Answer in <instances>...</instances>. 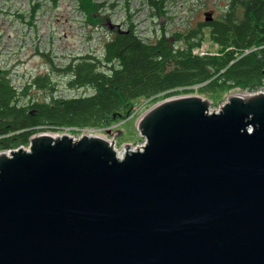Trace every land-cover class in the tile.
Segmentation results:
<instances>
[{
	"label": "water",
	"instance_id": "95a60500",
	"mask_svg": "<svg viewBox=\"0 0 264 264\" xmlns=\"http://www.w3.org/2000/svg\"><path fill=\"white\" fill-rule=\"evenodd\" d=\"M210 103L156 102L122 155L109 129L0 151V264H264V90Z\"/></svg>",
	"mask_w": 264,
	"mask_h": 264
},
{
	"label": "trees",
	"instance_id": "16d2710c",
	"mask_svg": "<svg viewBox=\"0 0 264 264\" xmlns=\"http://www.w3.org/2000/svg\"><path fill=\"white\" fill-rule=\"evenodd\" d=\"M77 1L88 21L102 26L108 36L102 55L86 54L64 68L45 56L51 71L21 87L1 73L0 151L28 145L30 136L41 130L76 134L106 129L128 118L138 98L153 104L197 91L216 102L234 90L255 91L264 85V0H228L220 16L149 43L132 30L108 29L98 4ZM162 1L148 0L154 13ZM205 27L218 49L198 56L192 49L202 44ZM58 85L83 92L58 96ZM33 87L47 91L48 99L29 97Z\"/></svg>",
	"mask_w": 264,
	"mask_h": 264
},
{
	"label": "built area",
	"instance_id": "2783aa9c",
	"mask_svg": "<svg viewBox=\"0 0 264 264\" xmlns=\"http://www.w3.org/2000/svg\"><path fill=\"white\" fill-rule=\"evenodd\" d=\"M91 1L99 5L98 15L104 18L105 25L111 23L115 30L123 32L132 30L142 43L172 36L190 18L172 11L176 9L172 0L160 2L157 13L148 0ZM1 24H7V32ZM107 37L102 26L88 21L77 0H0L1 68H6V59L14 61L25 51L48 56L57 67L64 68L86 54L100 57ZM192 53L207 54L202 47H195ZM67 90L72 89L58 87L55 94L69 95L65 94Z\"/></svg>",
	"mask_w": 264,
	"mask_h": 264
},
{
	"label": "rangeland",
	"instance_id": "374dc122",
	"mask_svg": "<svg viewBox=\"0 0 264 264\" xmlns=\"http://www.w3.org/2000/svg\"><path fill=\"white\" fill-rule=\"evenodd\" d=\"M172 1H174L176 5V9H172V11L177 10L178 13L181 14V16L183 17L187 16V18L188 17L191 18V19L188 18L186 23L184 22L185 26L189 25L190 27L196 26L200 23H204L205 22V12H209L210 13L209 15L212 18H216L220 16V14H222L224 10L226 9L227 3H228V0H172ZM192 9L193 11L191 12L190 10ZM1 28L4 32L8 31L7 24H1ZM176 30H178V28H176ZM203 30H204V34L202 36L203 38H202L201 47L203 48L204 51L211 52V54H214L213 52H217V49H218L217 45L211 41L209 34L207 32V28L205 27L203 28ZM70 39L74 41L73 37H70ZM3 65L6 66V68L4 69L5 74L9 77V79L17 87L22 85L27 80H31L35 76L51 71V65L45 58H43L42 56H39L38 54L34 52H30V51H27V52L25 51V53L21 54V56H16L14 61L10 59H6L5 64ZM54 77L55 78L53 79H57L56 78L57 76L55 74H54ZM62 79L63 78L61 77L60 80ZM60 83H63V81H60ZM58 86L61 89L63 88L60 85ZM260 89L264 90V85ZM234 91L243 92V91H249V90H238L237 89ZM82 92H83V89L79 88L78 90H75V89L71 91L67 90L65 94L73 95V94L82 93ZM28 93H29V97L31 98L35 97L40 100L48 99V95H49V93L43 90L42 88H34V87L31 88V90ZM180 95H197V96L208 98L205 95L199 94L197 91H193L188 94H180ZM226 97L223 96L220 99H217L216 102H212L211 99L208 98L211 101L210 103L211 110L218 109V107H220V105H222L223 102L226 100ZM153 104L149 103L148 99L138 98L134 101L133 111L128 118L123 119L120 122L114 123L106 129L93 130L91 133L100 135L106 139H111L114 136L112 134H108L107 129H109L110 131H116L119 129L123 131V133L117 136L115 139L116 140L115 146L117 150L122 151L126 144H129L130 148H133L136 145H139L144 141V138L140 137V134L137 130V121L142 116V114ZM65 131L66 130L63 129L58 132L51 131V130H41L38 132L61 133ZM81 133L82 131H79V133H76V134H73L70 132V134L75 135V136H79Z\"/></svg>",
	"mask_w": 264,
	"mask_h": 264
},
{
	"label": "bare ground",
	"instance_id": "6f19581e",
	"mask_svg": "<svg viewBox=\"0 0 264 264\" xmlns=\"http://www.w3.org/2000/svg\"><path fill=\"white\" fill-rule=\"evenodd\" d=\"M238 93H239V92H238ZM240 94H242V95H246V94H244V93H240ZM93 135H96V134L93 133ZM54 136H55V135H54ZM96 136H100V135H96ZM101 137H102V136H101ZM117 152H118L119 155H122V151H119V150H118Z\"/></svg>",
	"mask_w": 264,
	"mask_h": 264
},
{
	"label": "flooded vegetation",
	"instance_id": "af4514ba",
	"mask_svg": "<svg viewBox=\"0 0 264 264\" xmlns=\"http://www.w3.org/2000/svg\"><path fill=\"white\" fill-rule=\"evenodd\" d=\"M1 73H2V71H1Z\"/></svg>",
	"mask_w": 264,
	"mask_h": 264
}]
</instances>
